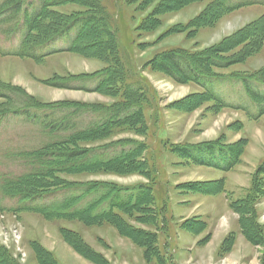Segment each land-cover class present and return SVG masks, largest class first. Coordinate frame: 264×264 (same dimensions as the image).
I'll return each mask as SVG.
<instances>
[{
	"label": "rangeland",
	"instance_id": "374dc122",
	"mask_svg": "<svg viewBox=\"0 0 264 264\" xmlns=\"http://www.w3.org/2000/svg\"><path fill=\"white\" fill-rule=\"evenodd\" d=\"M37 3L22 0L0 25V106L33 104L30 113L38 116L0 121V264H264V113L250 115L256 110L243 86L264 73V0H68L47 7L31 39L92 16L73 48L64 50L79 23L36 47L41 56L13 55L24 28L12 36L6 28L32 16ZM168 55L189 61L205 87ZM73 124L92 129L65 141L61 128ZM216 143L237 150L227 171L193 163L181 151ZM123 144L129 154L121 162L25 179L39 193L68 187L31 202L73 197L58 214L8 208L28 204L2 195L28 171L27 153L75 149L90 159L102 149L106 160L123 154ZM58 157L47 163L71 161ZM102 184L146 191L113 199H139L125 212L116 208L117 216L93 217L106 211V198L77 212L99 200L105 188H88ZM137 187L132 193H141ZM209 193L217 199L203 200Z\"/></svg>",
	"mask_w": 264,
	"mask_h": 264
},
{
	"label": "trees",
	"instance_id": "16d2710c",
	"mask_svg": "<svg viewBox=\"0 0 264 264\" xmlns=\"http://www.w3.org/2000/svg\"><path fill=\"white\" fill-rule=\"evenodd\" d=\"M66 1H68V0H37L38 3H37V6L35 8L34 14L32 16H30L26 19L24 18L23 19L24 21H22V22H21L22 19H20L19 21H15L13 26H11V27L9 26V28L7 26L6 36H12L11 34H14V32L16 33V32H22L23 31L22 35L18 41V45H17L16 49H13L12 52L11 51H9V52L12 53L13 55L28 56V57L34 58V56L39 54V53L34 51L36 47L45 46L49 42H53L56 37L60 36L61 34L66 33V31H68L69 29L77 26L75 24L79 23V27L77 26L78 31L75 33V35L72 39H69L67 41L66 48H64V50L72 49L73 44L75 43V41H77L79 34H80L81 30L83 29L84 25L92 20V16L80 17V18L75 20L74 24L69 23L67 25H64L63 27H60V29H58L57 31H55L56 29L51 28L50 31L52 34L50 36H48L47 38H45L43 41L34 42V39L33 40L31 39L32 29H33L34 25L36 24L37 20L44 14L47 7H49L50 5H57V4H60L61 2H66ZM21 2H22V0H1L0 1V25H2L5 21L11 20V17L15 13H17L19 11V9H21V5H20ZM224 5L227 6L226 4H224ZM22 27L24 28L23 30H22ZM33 51H34L35 55L32 53ZM53 52L54 51H52V53ZM46 54H48V53H46ZM167 57H169L168 60L171 62L172 65H174L177 68V70L182 71L185 74V76L188 80L200 83L201 86L205 87L206 84L204 82L205 81L204 74L197 72V70L194 67L191 68L190 64L188 63L189 61H187L185 59H183V61H178L174 55H168ZM183 62L185 64H183ZM185 65H186V67H184ZM165 66H167V69L169 71L171 70L168 67V65L165 64ZM187 69H189L192 73L187 75V72H186ZM170 73L173 74L174 72L171 70ZM243 86L245 87V92H246V95L248 96V99L251 101V104L254 106V109L256 110L255 113H250V115L253 116V118H256L261 113H264V73L263 72L257 73L255 80L254 79L245 80V84H243ZM1 92L2 91L0 90V96H1ZM215 100L219 101V99H217L216 97H215ZM32 105L29 104L28 107L24 106V107H19V109H18V108H12V106L9 104L8 105L3 104L0 106V121L5 120L6 117H8L9 115H25L29 119L34 121V120H36L35 117H38V116L37 115H35V116L31 115V113H30L31 111H37V109L35 107H33ZM242 108H243V110H246L248 112L246 107L245 108L244 107H238V109H242ZM75 126L76 125L73 124V125H70L69 128L67 126L61 128V130L64 129V131L68 132L67 133V137H68L67 139H69V140H65V141H71L73 139L86 138V136L88 135V133L92 129L91 126H87L86 128H82L81 130L78 131V128L76 127L77 128L76 129ZM59 127H61V126L59 125ZM124 145L125 144H123V147L120 148L121 150H124L123 154H121L119 152L115 153L111 158L106 159V160H102V158H100V155L103 154L102 149H99L100 153H97L98 155L97 154H91L94 156L89 155L90 159L85 157L86 151H83V150L80 151V150H75V149L73 151H68L66 153H63L61 151H58V153H52V154H49L46 152H40V151H33L31 153H27V155L24 156V158L27 159V163L29 164L30 170L28 169V171L26 170L23 174L18 175L14 181L15 185H11L9 187V188H11V190L3 191L2 195L4 198H9V199H12V200H15L18 202H23V201L27 200L28 204L18 203L19 204L18 208H14V207H8V208H10L12 210H20V209L21 210L22 209L28 210L29 209V210H34V211H40L43 213L44 212L46 213L50 210V211H53V214H58L59 213L58 211L61 210L62 206L63 207H66V206L69 207L70 206V204L68 205V202L73 197L69 198V197L64 196L60 200L54 199V200H50L49 202H38V203H31V202H34V200H40V199L46 198L50 195L64 194L63 191L65 190V188H68V187L60 188V189L50 191V192L39 193V192L29 188V187L35 185V184H33L34 182L26 185L24 183L25 179L30 177V176L34 177L35 175H37L38 177L48 176V172L54 168H55L54 169L55 172H61V171H65V169H67V167L69 168V167L74 166L73 169L75 168V166H78L77 168H85L88 164H90V165L92 164V166H98V165L111 164L113 162H121L122 159L127 158V154H129V152L126 151ZM117 147H115V148L119 149ZM181 151L182 152L184 151V154L186 155V157L191 162L196 163L198 165L209 166L210 168H213L216 170H221V171H227V170L231 169L233 167V165L235 164L236 158H237V153H236L237 150L233 149V147L230 145H224L222 143L204 144L201 146H186V147H182ZM55 155H57V157L59 156L58 158L61 160H65V158H66V160L71 159V161H69L67 163H62L64 165L59 167V168L58 167H52L54 165H52V163H47V161L49 160L48 158H52ZM22 183H24L25 185L21 186ZM216 183H218V182H216ZM136 187H129L126 189H119V188L117 189L114 185H108V184H102L99 186L93 185V186H91V189L88 188V190L100 191V189L105 188L104 189L105 191L100 193V195L98 197V199H99L98 201H89L88 203H85V205L83 207L80 206L78 208L77 212H84L85 209L91 208V207L96 206V205H100V200H103V198H106V200H107L105 202L106 211H104L102 213L96 212L93 217H99L100 216L103 218H108V217H113L115 215L117 216V214H115L116 212H114V210L116 208L119 210H123L125 212V208L128 204H130L129 205L130 208H133L134 205L139 201V199L138 198L132 199L134 201H132V200L122 201V200H113V199H116L117 197H120V195H123L125 193L131 194L134 197H136V196L141 197L142 196L141 194H143L146 191L145 190L146 188L143 186L137 187L141 192V193H139L140 194L139 195L137 193H132V191L135 190ZM110 190L113 192L111 193ZM68 192H72V190H70ZM112 194L114 195L113 197H111ZM230 205H231V208H233L232 202L230 203ZM1 208L6 209L7 207L4 206ZM73 213H76V212H73ZM73 213H71L70 210L65 211V215H70ZM132 229L134 230L133 232L136 231L135 233H139L138 227H134ZM126 230H129V229L126 228Z\"/></svg>",
	"mask_w": 264,
	"mask_h": 264
},
{
	"label": "crops",
	"instance_id": "0c3cea01",
	"mask_svg": "<svg viewBox=\"0 0 264 264\" xmlns=\"http://www.w3.org/2000/svg\"><path fill=\"white\" fill-rule=\"evenodd\" d=\"M216 182H219L220 181V179H221V177H218V178H213ZM220 190H222V188H220ZM192 191H190L189 190V194L191 193ZM191 194H195V193H191ZM213 193H209V194H207V195H205V197H203V200H205V201H209V200H216L217 199V197L215 196V194L214 195H212ZM218 195H221V194H218ZM192 196H202V194L200 195V194H196V195H192ZM195 200V199H194ZM222 201H224V203H225V199H221ZM190 202H191V200H189ZM199 200L197 199L196 201H195V203H197ZM226 204V203H225ZM191 206V204L189 205V207ZM192 207V206H191ZM218 229V228H217Z\"/></svg>",
	"mask_w": 264,
	"mask_h": 264
},
{
	"label": "bare ground",
	"instance_id": "6f19581e",
	"mask_svg": "<svg viewBox=\"0 0 264 264\" xmlns=\"http://www.w3.org/2000/svg\"><path fill=\"white\" fill-rule=\"evenodd\" d=\"M260 234H262V233H260Z\"/></svg>",
	"mask_w": 264,
	"mask_h": 264
}]
</instances>
